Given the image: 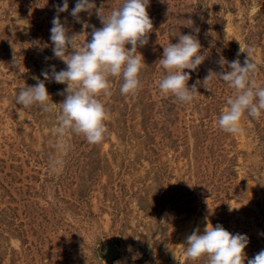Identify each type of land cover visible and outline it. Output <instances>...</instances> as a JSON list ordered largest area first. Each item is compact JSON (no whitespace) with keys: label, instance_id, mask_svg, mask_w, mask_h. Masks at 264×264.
<instances>
[{"label":"rangeland","instance_id":"1","mask_svg":"<svg viewBox=\"0 0 264 264\" xmlns=\"http://www.w3.org/2000/svg\"><path fill=\"white\" fill-rule=\"evenodd\" d=\"M0 264H264V0H0Z\"/></svg>","mask_w":264,"mask_h":264}]
</instances>
